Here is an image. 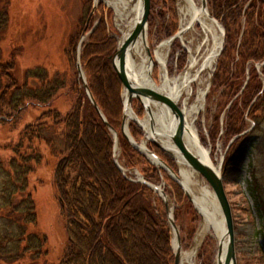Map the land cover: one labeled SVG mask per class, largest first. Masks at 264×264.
I'll use <instances>...</instances> for the list:
<instances>
[{
	"label": "trees",
	"instance_id": "16d2710c",
	"mask_svg": "<svg viewBox=\"0 0 264 264\" xmlns=\"http://www.w3.org/2000/svg\"><path fill=\"white\" fill-rule=\"evenodd\" d=\"M248 1L209 0L212 15L223 21L226 30L215 83L226 86L232 96L240 91L248 62L264 61V1L250 0L244 10ZM9 9V1L0 0L1 124L12 123L27 106L51 107L59 89L65 87L62 85L65 82L59 85L47 67L27 68L22 80L16 76V57L3 48L10 26ZM243 18H246L245 26ZM242 32L243 39L239 42ZM102 41L96 39L84 46L83 62L88 68L89 81L99 91L95 94L103 113L119 132L122 116L119 93L111 103L117 116V120L112 119L114 122L99 100L100 78L115 76L121 87L111 62L113 46L105 54L92 48ZM232 66L236 70L234 80L229 78ZM248 72L251 77L241 96V105L236 106L235 114L229 118L228 132L232 136L245 130V107L251 108L256 129L261 122L259 112L264 113L261 81L253 68ZM74 89L78 90L77 85ZM52 110L42 112L36 122L21 131L17 142L2 149L4 155L0 154V264H173L169 225L153 205V191L122 176L114 163L107 128L83 90H78L77 102L66 119L60 118L56 109ZM129 128L133 139L139 142L141 128L131 122ZM119 139L126 168L140 166L141 161L147 163L123 134ZM47 152L57 159L52 186L67 225L64 251L57 259L52 256L47 232L39 228V208L46 206L45 199L50 194L41 193L42 189L33 181ZM172 184L181 191L173 181ZM252 197L264 218V199L255 193Z\"/></svg>",
	"mask_w": 264,
	"mask_h": 264
},
{
	"label": "rangeland",
	"instance_id": "374dc122",
	"mask_svg": "<svg viewBox=\"0 0 264 264\" xmlns=\"http://www.w3.org/2000/svg\"><path fill=\"white\" fill-rule=\"evenodd\" d=\"M8 1L10 6V26L3 39V48L6 49L7 54L16 57V76L22 80L27 68L34 66L47 67L57 79L59 85L65 82L62 84L65 87L59 89L55 99L51 102V107L39 108L37 106H27L20 114H17V118L14 117L12 123H0V154L4 155L2 149L15 144L21 131L28 124L36 122L40 117L39 115L45 110L52 108L53 112L56 109L55 112L59 111L60 118L66 119L73 111V107L78 99V90L80 89L83 90L87 101L94 108L79 77L76 66L79 58L86 83L93 99L107 122L115 129L120 138V134L122 135V120L124 114L123 85L121 83V87L119 88L117 83L118 79L115 76L106 79L100 78L102 94L100 93L101 97L99 100L104 106L105 111L107 113L109 112V117L112 122L117 120V116L111 103L113 102L114 96L118 97L119 93L122 116L121 130L118 132L103 113L98 103L97 94H95L98 90L96 88L95 91L93 82L89 81L88 68L85 62H83L84 46L89 42H96V39H102L103 41L100 45H94L92 48L101 54H105L112 45L114 48L111 61L113 66V59L117 50V39L120 36V31L116 26V14L114 10L105 2L98 1L97 10L91 15L95 6V0ZM251 2L250 0L247 2L244 10H247ZM150 4L147 36L151 45V55H153L154 50L158 46L178 33L180 30V20L177 15L176 0H150ZM208 6L212 15L213 12L209 5V0ZM215 19L224 28L225 41L223 50L217 58L212 71L210 73L204 71L200 75V78L203 79L202 88L206 90V96L204 99V107L198 114L195 123L200 135L201 145L210 151L214 165L217 167L221 166V175L233 213L237 262L238 264H264V218H262L263 216L261 217L260 212L256 209L252 197V193H255L264 199L263 111L259 112L261 122L260 126L256 129L255 120L250 114L251 108L245 107L243 110L245 121V130L243 133L238 136H232L228 132L229 118L235 114L234 110L236 106L241 105V96L250 80L251 74L248 71L251 68L256 71L262 84V92H264V65L258 68L264 61L248 62L247 73L243 78L240 91L235 96H232L231 92L226 90V86L216 85L215 76L217 74L219 60L225 49L226 30L223 21L221 19ZM242 22L243 26H245L246 18H243ZM77 30H80V32L77 33ZM84 35V42L80 46L81 38ZM242 39L243 32L240 34L239 42ZM189 40L190 37L185 42V45H182L181 42L176 40L170 46L167 58V69L170 77L179 76L184 73L191 65L192 55L200 58L204 53L203 37L200 32L194 35L191 43ZM212 42L213 40L211 39V45ZM238 60L239 57H237ZM114 72L118 77L116 70ZM234 73H236V70H233L232 66L231 70H229V78L231 80L235 78ZM160 76L161 70L156 66L152 77L159 82ZM32 83L37 84L34 79H32ZM91 83L94 89L91 88ZM94 83L97 85V81H94ZM76 85L78 90L74 89ZM111 85H113V89ZM193 87L194 93L192 94L190 106L196 100L197 87L196 85ZM257 98L254 99L251 105L256 102ZM182 103L183 101L179 104L181 110L183 107ZM115 108H119V105H115ZM132 109L141 120L146 118L147 113L138 100L132 102ZM97 114L107 128V136L111 142L114 157L116 155L114 134L106 126L100 114L98 112ZM131 123L135 122L132 121ZM135 124L140 127L137 123ZM141 130L142 139L138 143L146 140L145 132L142 128ZM118 147L119 156L117 158L116 155V159L124 168L126 175L121 173L122 176L135 184L144 186L145 184L137 182L138 176L136 172H138L145 181L160 186L165 191L169 197V206L172 209L175 223L180 231L182 252L188 253L191 251L194 248L203 222L202 215L197 211L193 202L189 200L186 193L182 190H176V186L172 184L166 171L152 164L145 156L144 158L147 163L141 161L139 162L140 166L126 168L122 157L120 139ZM147 148L174 172L178 171L176 161L164 151L150 142L147 143ZM140 155L143 156L141 153ZM56 165L57 159L47 152L45 160L39 169L36 170L35 176H33L36 187L42 189L41 193L45 196L50 194L45 199L46 206L39 208V228L41 231L47 232L49 245L52 249V256L55 259L62 255L67 240V225L62 219L60 203L55 195V189L52 186ZM204 182L211 189L209 184L206 181ZM151 190L154 194L152 196L154 207L161 215V218L164 219L165 217L168 223L167 210L163 199L158 192L153 189ZM168 235L174 264V234L170 225ZM218 249V236L214 229H210L203 237L195 253V257L189 264H216Z\"/></svg>",
	"mask_w": 264,
	"mask_h": 264
},
{
	"label": "bare ground",
	"instance_id": "6f19581e",
	"mask_svg": "<svg viewBox=\"0 0 264 264\" xmlns=\"http://www.w3.org/2000/svg\"><path fill=\"white\" fill-rule=\"evenodd\" d=\"M103 1L114 10L116 14V26L120 34L125 33L124 37H126L139 21L142 11L141 3L138 0ZM176 4L177 15L180 20L179 31L181 32L177 41L185 45V42L190 37L189 41L191 43L194 35L200 32L203 37L204 53L200 58L192 55L190 67L181 75L170 77L167 69V58L171 42L162 43L154 50L153 55L149 56L147 54V48H151V45L147 37L144 40H138L129 49L127 54V73L139 84L145 83L147 86L168 95L175 103L180 104L183 101L182 114L185 123L183 141L193 155L202 162L214 167L215 165L211 159L210 151L200 145V135L195 122L198 114L204 107V99L206 96V90L202 88L203 79L200 78V75L204 71L210 73L216 63L223 39L222 30L213 21L209 7H203L202 0H176ZM211 39L213 40L212 45L210 44ZM156 66L161 70L159 82L152 77ZM195 85L197 87L196 100L190 106L192 94L194 93L193 86ZM127 98L128 94L124 92V105L127 102ZM151 112L158 126L155 127V131L159 130L161 134L160 128L162 127V131H167V135L164 134L163 137L154 135V138L168 151V155L174 158L178 165V171L172 174L165 170L159 161L153 158H151V161L157 167L166 171L169 179L177 184L184 193L190 196L194 206L203 218L200 233L196 238L194 248L188 253L182 252V264H189L195 257V253L203 237L210 229L215 230L218 239L224 236L226 233L225 222L214 192L211 190L212 188L210 189L205 184V180L186 163L179 151L173 146L171 136L177 127L178 120L173 117L170 110L166 107L158 108L151 106ZM126 116L127 125L131 121L138 119L132 106L127 107ZM140 123L145 127L149 136L152 137L150 117L145 121L141 120ZM116 155L118 158V146L116 147ZM214 169L221 175V166H215Z\"/></svg>",
	"mask_w": 264,
	"mask_h": 264
},
{
	"label": "water",
	"instance_id": "95a60500",
	"mask_svg": "<svg viewBox=\"0 0 264 264\" xmlns=\"http://www.w3.org/2000/svg\"><path fill=\"white\" fill-rule=\"evenodd\" d=\"M98 1L104 2L103 0H95V6L91 12V15L97 10V3ZM142 5V11L141 15L139 17V21L136 23L135 27L130 31V33L124 37L125 33L120 34V38L117 39V50L115 57L113 59V65L117 72V75L123 85V97L124 92L128 94L127 102L124 105V114H123V120H122V134L123 136L129 141V143L134 147L135 150L140 152L143 156H145L152 164H154L153 161H151V158L155 159L156 161H159L160 164L163 165V168L172 174H175V172L167 166L166 163H164L159 157H157L153 152H151L147 148L146 142H150L154 144L156 147L164 151L166 154H168V151L161 146L158 141L154 138V135L162 136L167 133V131H162L163 127L160 128L161 134L159 130L155 131V127H158L156 125V121L152 117L151 112V106L155 107H166L170 110L173 117L178 120L177 127L175 131L173 132L171 136V141L173 143V146L179 151V153L182 155L183 159L186 161V163L194 169L196 172L199 173V175L209 184V186L212 188L214 195L216 197V200L219 204L220 210L223 214L225 227H226V233L224 236H222L219 239V249L217 254V264H238L237 262V252H236V239H235V225H234V219H233V213L232 208L229 202V199L227 197L225 184L223 181L222 175H219L214 167L210 166L209 164H206L202 162L200 159H198L195 155L191 153V151L186 147L183 138H184V131H185V123L183 119L182 110L179 107V104L175 103L168 95L161 93L160 91H157L156 89L147 86L145 83L139 84L136 80H134L132 77L129 76L127 73V54L131 47H133L138 40L140 39H146L147 36V30H148V20H149V14H150V0H138ZM264 1V0H263ZM202 5L204 8L209 7L208 6V0H202ZM212 19L213 21L219 26L222 30V41H221V48L219 50V53L217 55V58L221 54L223 50V45L225 41V31L223 26L220 24L218 20L215 19L213 15ZM181 34L180 31L170 38L168 41L165 42H171L170 46L173 44L175 40L179 37ZM85 39V35L81 38L80 46L83 44ZM122 43L120 44V42ZM164 42V43H165ZM79 52V50H78ZM147 54L151 56L150 48H147ZM79 57V55H78ZM264 65V62L258 66L262 67ZM77 70L79 73V77L82 80V83L84 85L85 90L88 93V96L91 100V103L93 104L96 111L100 114L102 119L104 120L106 126L109 128V130L112 131L115 138V151L116 147L119 145V137L118 133L115 131V129L107 122L105 117L103 116L100 108L98 107L97 103L93 99L88 85L86 83L85 75L82 71V66L80 63V58L77 61ZM151 76V73H150ZM145 84V85H144ZM134 100H138L144 107L147 116L142 121H145L150 117V127L151 132L153 133V136L150 137L145 127L140 123L141 119L136 115L138 119L133 120L135 123H137L145 132V139L146 142L143 141L141 143L136 142L133 137L130 134L129 131V125H127V107L132 106V102ZM134 111V110H133ZM136 114V113H135ZM167 135V134H166ZM171 135V134H169ZM201 145V143H200ZM202 146V145H201ZM170 156V155H169ZM172 158V157H171ZM174 159V158H173ZM114 163L116 167L119 169L121 173L125 175L124 168L119 164L118 160L116 159V155H114ZM137 174V182H141L142 184L147 185L154 191L158 192L161 196V198L164 201V204L166 206L167 210V217H168V223L170 225V228L174 234V264H182V240L180 236L179 228L177 227L172 209L169 206V197L165 193V191L160 187L156 186L154 184H151L147 181H145L138 172ZM126 176V175H125ZM189 200L192 202L190 196L186 193ZM226 242V244H225ZM226 248V249H225Z\"/></svg>",
	"mask_w": 264,
	"mask_h": 264
}]
</instances>
